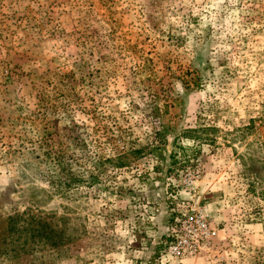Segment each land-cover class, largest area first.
Instances as JSON below:
<instances>
[{
  "label": "rangeland",
  "instance_id": "rangeland-1",
  "mask_svg": "<svg viewBox=\"0 0 264 264\" xmlns=\"http://www.w3.org/2000/svg\"><path fill=\"white\" fill-rule=\"evenodd\" d=\"M0 264H264V0H0Z\"/></svg>",
  "mask_w": 264,
  "mask_h": 264
},
{
  "label": "built area",
  "instance_id": "built-area-1",
  "mask_svg": "<svg viewBox=\"0 0 264 264\" xmlns=\"http://www.w3.org/2000/svg\"><path fill=\"white\" fill-rule=\"evenodd\" d=\"M215 236L216 230L212 228L206 215L193 208L177 219L171 239L164 250L172 258L194 256L208 249Z\"/></svg>",
  "mask_w": 264,
  "mask_h": 264
}]
</instances>
